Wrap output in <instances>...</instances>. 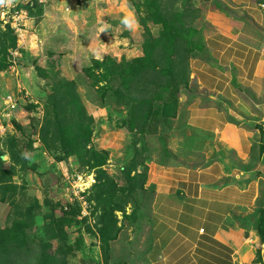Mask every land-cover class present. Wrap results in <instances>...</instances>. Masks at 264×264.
Listing matches in <instances>:
<instances>
[{"label":"rangeland","instance_id":"rangeland-1","mask_svg":"<svg viewBox=\"0 0 264 264\" xmlns=\"http://www.w3.org/2000/svg\"><path fill=\"white\" fill-rule=\"evenodd\" d=\"M229 1L0 0V227L51 236L60 264H141L149 166L182 161L191 59Z\"/></svg>","mask_w":264,"mask_h":264},{"label":"crops","instance_id":"crops-1","mask_svg":"<svg viewBox=\"0 0 264 264\" xmlns=\"http://www.w3.org/2000/svg\"><path fill=\"white\" fill-rule=\"evenodd\" d=\"M264 0L207 14L182 161L153 163L141 264H264ZM262 257V262L258 257ZM257 259V260H256Z\"/></svg>","mask_w":264,"mask_h":264},{"label":"trees","instance_id":"trees-1","mask_svg":"<svg viewBox=\"0 0 264 264\" xmlns=\"http://www.w3.org/2000/svg\"><path fill=\"white\" fill-rule=\"evenodd\" d=\"M8 30L9 32H11V29L8 28ZM3 48L6 52L8 48L6 42L3 44ZM151 57L152 55L149 51L143 57L135 59L134 62L138 64L142 62L145 64L147 61H149ZM4 60H6V58H4ZM3 67L4 64H0V68ZM26 226L27 224L19 221L13 223L12 226L8 228L0 227V264H2L3 262L5 264H13L14 257L11 256L9 253L15 252V255L18 256H20L21 254L23 255L25 253H28L31 249L29 248L30 244L35 247H38V249L35 248V257L37 259L35 264H60L58 262L57 257L58 252L56 250H53L49 240L51 239V236L47 238L48 240L38 239L37 241L32 240V242L27 233L25 232ZM257 226L259 229L260 238L264 243V210L261 211V215L259 216V219L257 221ZM112 234H110L109 236L110 239H113V236H111ZM55 235L56 234H54L53 236Z\"/></svg>","mask_w":264,"mask_h":264},{"label":"built area","instance_id":"built-area-1","mask_svg":"<svg viewBox=\"0 0 264 264\" xmlns=\"http://www.w3.org/2000/svg\"><path fill=\"white\" fill-rule=\"evenodd\" d=\"M24 1H27V2H37V3H42V4H64L65 7H64V10L65 11H68V6H66L67 2H71V1H74V0H24ZM78 0H75V2H77ZM82 1V0H80ZM258 6L260 8H264V1L262 2H259L258 3Z\"/></svg>","mask_w":264,"mask_h":264},{"label":"clouds","instance_id":"clouds-1","mask_svg":"<svg viewBox=\"0 0 264 264\" xmlns=\"http://www.w3.org/2000/svg\"><path fill=\"white\" fill-rule=\"evenodd\" d=\"M125 24H127V21H124Z\"/></svg>","mask_w":264,"mask_h":264}]
</instances>
